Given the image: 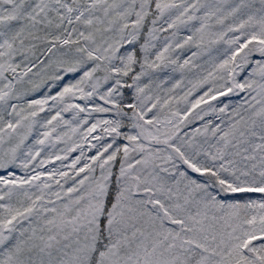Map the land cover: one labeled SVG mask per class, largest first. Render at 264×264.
Segmentation results:
<instances>
[{
    "label": "snow or ice",
    "instance_id": "1",
    "mask_svg": "<svg viewBox=\"0 0 264 264\" xmlns=\"http://www.w3.org/2000/svg\"><path fill=\"white\" fill-rule=\"evenodd\" d=\"M0 264H264V0H0Z\"/></svg>",
    "mask_w": 264,
    "mask_h": 264
}]
</instances>
